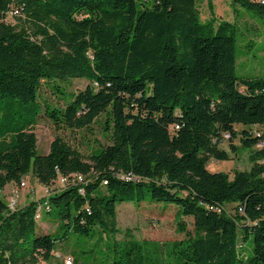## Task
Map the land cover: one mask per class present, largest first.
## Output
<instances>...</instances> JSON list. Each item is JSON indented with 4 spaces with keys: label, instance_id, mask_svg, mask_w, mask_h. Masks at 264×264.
<instances>
[{
    "label": "trees",
    "instance_id": "obj_1",
    "mask_svg": "<svg viewBox=\"0 0 264 264\" xmlns=\"http://www.w3.org/2000/svg\"><path fill=\"white\" fill-rule=\"evenodd\" d=\"M234 1L264 19L263 5ZM215 21L197 0H0V192L30 173L50 187L79 172L84 194L70 185L48 198L60 229L116 234L118 202L149 193L178 207L181 232L193 217V233L170 244L175 264H264V133L253 131L264 127V78L236 75L235 25ZM55 78L89 84L64 109L46 108L54 126L85 129L105 114L108 145L85 157L57 135L37 153L38 91ZM225 139L249 151L250 170L207 169L231 158ZM43 200L11 211L0 198V264L51 259L61 236L36 235ZM148 245L114 241V264H145Z\"/></svg>",
    "mask_w": 264,
    "mask_h": 264
},
{
    "label": "rangeland",
    "instance_id": "obj_2",
    "mask_svg": "<svg viewBox=\"0 0 264 264\" xmlns=\"http://www.w3.org/2000/svg\"><path fill=\"white\" fill-rule=\"evenodd\" d=\"M197 8L201 18L206 21L215 17V27L222 22H230L236 29V75L238 77L264 78V19L253 11L241 6L234 0H197ZM9 22L20 30L23 26V16L9 18ZM89 81L86 78H55L44 80L38 91L41 103V114L37 119L34 131L37 135V153L47 154L53 139L59 135L87 157L102 147L108 145L111 132L104 130L106 115H100L96 121L85 129H57L46 115L47 107L64 109L73 94L84 90ZM238 129L242 127L237 126ZM254 133H264V127H254ZM237 152H231L229 141L225 139L220 147L230 152V159H210L207 169L211 172H224L233 177L235 170H250L249 151L236 140ZM29 190L36 191L35 196L27 190L21 192L19 206L29 204L35 198L44 194L43 186L32 173L27 175ZM13 189L16 184H13ZM11 189L12 183H8ZM5 186V187H6ZM4 189L0 198L7 204L10 202L12 191ZM230 213L235 212V204H226ZM178 207L173 204L152 201L146 194L143 201L133 199L118 202L116 207L118 232L103 233L100 228H94L90 235L79 233L68 227L60 229V223L54 213L42 211L41 219L37 221L36 235L58 233L61 239L56 242L53 256L49 261L40 260L38 264H114L120 258L113 249L114 241L125 242L137 240L141 243L150 242L148 253L150 257L145 264H175V257L169 249L170 244L184 239L187 233L192 234L193 217H183L186 226L184 231L178 228ZM112 249H111V247ZM155 245V246H154ZM156 248L159 250L157 251ZM60 255L61 257H58Z\"/></svg>",
    "mask_w": 264,
    "mask_h": 264
},
{
    "label": "built area",
    "instance_id": "obj_3",
    "mask_svg": "<svg viewBox=\"0 0 264 264\" xmlns=\"http://www.w3.org/2000/svg\"><path fill=\"white\" fill-rule=\"evenodd\" d=\"M254 2H257L261 5L264 6V0H252ZM21 14V9L19 7H13L8 15H7V20L9 21L10 17H14V16H19ZM122 178H127V179H134V177L131 174H121L120 175ZM88 183V180L86 178L85 175H83L82 173H74L72 175L69 176H60L58 178V180L53 184V186L47 187V186H43V191L44 194L42 196V198H44L43 202L39 203L37 210H36V214H35V219L36 220H40L41 219V213L43 210L45 211H49L51 209L50 203H49V196L54 192V191H58L61 190L67 186L70 185H76L79 187V192L81 194H84L85 190H84V185H86ZM107 182L105 181L104 184H106ZM28 191L29 193H32V195L35 196L36 191L34 190H29V185H28V178L27 176L22 178V180L20 181V183L16 184V186L14 187L13 191H12V196L10 197V202L8 204L9 209L11 211H14L18 208L19 206V200H20V195L21 192L23 191ZM58 257H61L60 255H58ZM66 264H72V260H66Z\"/></svg>",
    "mask_w": 264,
    "mask_h": 264
},
{
    "label": "crops",
    "instance_id": "obj_4",
    "mask_svg": "<svg viewBox=\"0 0 264 264\" xmlns=\"http://www.w3.org/2000/svg\"><path fill=\"white\" fill-rule=\"evenodd\" d=\"M13 184H14V183H12V187H11V189H8L7 186H6V187L4 188V191H6V189H8L9 191H11V190L13 189V186H14Z\"/></svg>",
    "mask_w": 264,
    "mask_h": 264
}]
</instances>
